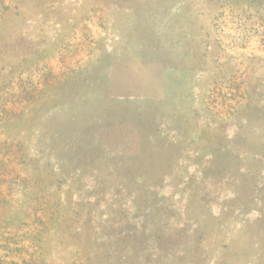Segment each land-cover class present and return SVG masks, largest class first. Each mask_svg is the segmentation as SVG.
Segmentation results:
<instances>
[{"label":"rangeland","instance_id":"1","mask_svg":"<svg viewBox=\"0 0 264 264\" xmlns=\"http://www.w3.org/2000/svg\"><path fill=\"white\" fill-rule=\"evenodd\" d=\"M263 1L0 0V264H264Z\"/></svg>","mask_w":264,"mask_h":264},{"label":"trees","instance_id":"2","mask_svg":"<svg viewBox=\"0 0 264 264\" xmlns=\"http://www.w3.org/2000/svg\"><path fill=\"white\" fill-rule=\"evenodd\" d=\"M232 1H234V0H232ZM259 4L260 5H262L263 7H264V1L262 2V3H260L259 2ZM6 142V149H12L13 147H14V145H13V142L12 141H5ZM25 153H26V156H28V151L26 150L25 151ZM7 175H10L9 173L7 174ZM16 178V180H11V181H9V183L12 185V186H17V181H18V179H19V177L18 176H16L15 177ZM4 183H6V181L5 180H3L2 181V184H4ZM21 183V182H20ZM19 188H21V191H27V187L25 186V184H21V186H19ZM33 192V191H32ZM43 192H45V190L43 189L42 190V193L41 194H43ZM36 202H40V200H39V198L37 197V200H36ZM40 204L41 205H44L42 202H40ZM47 211V210H46ZM46 211H44V214H43V216L44 217H49V218H51V217H53V216H55V214H56V212H52V211H50V212H46ZM1 238H3L2 236H1ZM6 240H7V242L8 243H13V244H17V243H19V242H21V241H19L18 242V240H17V238L13 235V234H9V236L6 238ZM36 240V242H34L33 244H32V246H31V248L33 249V251H34V249H39L40 247H41V238H38L37 237V239L36 238H33V241H35ZM18 251V250H17ZM16 251V252H17ZM36 251V250H35ZM20 252V251H19Z\"/></svg>","mask_w":264,"mask_h":264}]
</instances>
